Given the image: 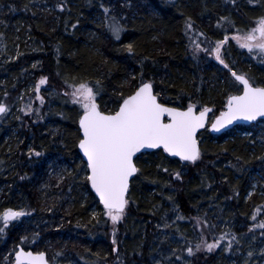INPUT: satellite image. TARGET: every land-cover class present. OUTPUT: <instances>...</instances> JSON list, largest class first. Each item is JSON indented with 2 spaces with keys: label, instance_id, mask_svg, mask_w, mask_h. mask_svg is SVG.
Returning <instances> with one entry per match:
<instances>
[{
  "label": "trees",
  "instance_id": "obj_1",
  "mask_svg": "<svg viewBox=\"0 0 264 264\" xmlns=\"http://www.w3.org/2000/svg\"><path fill=\"white\" fill-rule=\"evenodd\" d=\"M101 5L123 25L119 40ZM262 17L264 0H0V212L25 213L0 234V264H12L17 246L52 264H264V120L217 135L204 128L196 162L162 149L137 155L113 226L84 179L82 109L62 91L99 81L96 103L110 113L143 73L159 102L211 107L213 117L241 90L232 72L264 86V56L230 38ZM225 36L228 68L203 51ZM201 240L219 243L195 251Z\"/></svg>",
  "mask_w": 264,
  "mask_h": 264
},
{
  "label": "snow or ice",
  "instance_id": "obj_2",
  "mask_svg": "<svg viewBox=\"0 0 264 264\" xmlns=\"http://www.w3.org/2000/svg\"><path fill=\"white\" fill-rule=\"evenodd\" d=\"M60 7L62 8L63 5ZM101 7L105 13L109 33L119 40L123 25L116 16H110L109 8L103 5ZM221 19L227 20L225 17ZM256 23L257 27L250 29L244 35H236L232 39L237 41L239 47L246 48L249 53L257 50L258 55L264 56V17ZM186 28H192L191 18L186 21ZM229 39L225 36L223 40L216 42L214 49L211 47L203 49L209 54L214 53L216 60L225 68H228V65L221 58V48ZM127 50L132 52L131 44L127 45ZM193 51L194 54L201 51L200 43H193ZM231 75L240 82L243 91L239 95L228 97L226 110L222 111L211 125L215 131H219L237 119L254 121L257 117H264V86H254L245 75H238L235 72ZM45 82L46 78H42L39 84L42 85ZM70 87L72 91L65 95H70L73 103L79 104L83 110L79 118L81 135L78 147L86 158L84 179L98 194L106 215L114 225L121 220L128 205L126 194L129 190V180L139 171L133 158L142 149L162 147L165 152L178 156L183 161L196 162L200 158L201 152L196 133L198 129L204 127L205 118L211 109L204 107L197 115L194 111L195 106L191 103L185 110L169 108L159 103L157 95L153 93L152 83L143 81V73L141 83L135 91L126 97L121 94L122 103L119 104L118 110L110 113L101 111L96 103L100 89L99 81H96L94 85L81 82L72 84ZM7 111V106L0 103V114ZM165 116L168 118L167 122H165ZM35 155L40 156L41 153L37 152ZM175 177L180 179V172H176ZM24 215L23 211L13 209L0 212V222H2L0 234L5 233L12 221ZM165 227L168 225L166 224ZM259 227L264 228V223H261ZM113 235L115 236V230ZM115 243L113 239V244ZM218 243L219 241L209 244L201 240L196 243L195 251H200L203 247L211 252L218 246ZM186 250L189 255H194L192 247H187ZM252 255V252L248 253L249 257ZM26 262L27 264H47L44 253L33 255L22 249L17 251L16 264H26Z\"/></svg>",
  "mask_w": 264,
  "mask_h": 264
},
{
  "label": "water",
  "instance_id": "obj_3",
  "mask_svg": "<svg viewBox=\"0 0 264 264\" xmlns=\"http://www.w3.org/2000/svg\"><path fill=\"white\" fill-rule=\"evenodd\" d=\"M238 75H241V74H238ZM231 76H232V75H231ZM232 77H233V76H232ZM233 79H235V78L233 77ZM144 82H149V81H144ZM237 82H238V81H237ZM238 83L240 84V82H238ZM138 86H139V85H138ZM240 86H241V90H240V92H239V93H236V94H231V95H239V94H241L242 91H243V86H242L241 84H240ZM254 86H255V85H254ZM257 87H261V86H257ZM134 91H135V90H134ZM134 91H133V92H134ZM153 93L155 94L154 89H153ZM130 94H132V93H130ZM130 94H129V95H130ZM229 96H230V95H229ZM229 96H228V97H229ZM228 97H227V99H228ZM227 99H226L225 105L227 104ZM158 102H159V101H158ZM120 103H122V101H121ZM159 103H161V102H159ZM161 104H163V103H161ZM164 105L167 106V107H169V108H179V107L169 106V105H166V104H164ZM225 105H224V108H223L221 111H219V112H218L214 117H212L211 119H210V115H211V113H212V108H211V107H207V108L211 109V111L207 114V116H206V118H205L204 127H203V128H200V129L197 130V133H196V139H197V142H198V138H197L198 133H199L201 130H203L204 128H207V130H208L211 134H213V135H217V134H221V133H223L224 131H226V130H228V129H230V128H232V127L238 125V124L248 125V124H252V123H254V122L257 121V120H264V117H257V119L254 120V121H247V120H244V119H237V120L233 121L231 124L226 125L224 128H221L219 131H215V130L212 129L211 125H212V123L215 122L216 118L220 116V113H221L222 111H225V110H226ZM118 107H119V105H118ZM118 107L116 108V110H118ZM186 108H187V106L184 107V108H180V109L185 110ZM202 109H203V108H202ZM202 109H197L196 107H194V111H195V113H196L197 115L199 114V112H200ZM113 112H114V111H113ZM82 113H83V111L81 112L80 116L82 115ZM80 116H79V118H80ZM79 118H78V123H77V125H78V129H79ZM164 119H165V122H167V119H168L167 116H165ZM79 134H80V130H79ZM80 135H81V134H80ZM198 147H199V142H198ZM155 149H162V150H163L162 147H160V148H154V149H153V148H146V149H142L139 153L136 154V156L139 155V154H141V153H144V152H150V151H153V150H155ZM77 150H78V153H79V155H80L82 161L84 162V160H86V158L83 156V153H82L81 150L79 149V147H78V143H77ZM163 151H164V150H163ZM164 153L167 154V155L170 156V157H174V158H178V159H180V157H178V156H174V155H172V154H170V153H167V152H165V151H164ZM136 156L133 158L134 160H135ZM180 160H181V159H180ZM182 161H183V160H182ZM185 162L192 163L191 161H185ZM134 175H135V174H134ZM133 177H134V176H133ZM133 177L130 178V180H129V184H130V181L132 180ZM87 183H88V188H89L90 192L94 195V197L97 199L98 203H99V204L102 206V208L104 209L103 203L100 201V198H99L98 194H96L95 190L92 189L91 184H90L89 182H87ZM127 193H128V192H127ZM126 196H127V194H126ZM21 249H22L24 252H26V253H27V252H31L33 255H36V254H38V253H44V255H45V260L47 261V264H51V263L48 261V259H47V255H46L45 252H43V251H42V252H35V251L30 250V249H23V248L20 247V246H18V247L16 248V250H15V251L13 252V254H12V258H13V262H12V264H16V252H17V251H20ZM26 264H27V262H26Z\"/></svg>",
  "mask_w": 264,
  "mask_h": 264
},
{
  "label": "rangeland",
  "instance_id": "obj_4",
  "mask_svg": "<svg viewBox=\"0 0 264 264\" xmlns=\"http://www.w3.org/2000/svg\"><path fill=\"white\" fill-rule=\"evenodd\" d=\"M258 21V20H257ZM256 21V22H257ZM254 23L253 24V26L250 28V29H252V28H254V27H257V23ZM249 29V30H250ZM248 30V31H249ZM247 31V32H248ZM246 32H234V33H232L231 34V36H230V38L232 39V37H234V36H236V35H244ZM237 45H238V43H237V41L235 40V39H232ZM255 52L257 51V50H254ZM41 79H39V81H40ZM39 81L37 82V85H40L39 84ZM46 84L44 83V84H42L41 86H39V90L37 91V88H36V93H38L37 95H36V98H37V101H39V102H41V100H42V97L39 95V92L41 91V89L42 88H48L47 86H45ZM49 89H47L46 91H48ZM63 91V93L65 94V93H70L71 91H72V89H71V87L69 86V87H67V89H64V90H62ZM66 96V98H68V100L69 101H71L72 103H73V101H72V98H71V96L70 95H65ZM28 97V96H27ZM76 105H78L80 108H81V106L79 105V104H76ZM82 109V108H81ZM123 218V217H122ZM122 218H121V220H122ZM120 220V221H121ZM119 222V221H118ZM113 226H114V224H113V222L111 223ZM0 225L2 226V222H0ZM11 224H9V226H10ZM12 262H13V258H12Z\"/></svg>",
  "mask_w": 264,
  "mask_h": 264
}]
</instances>
